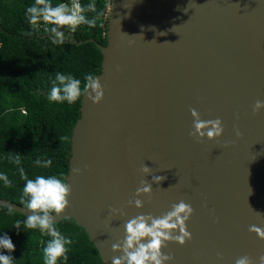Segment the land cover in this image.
I'll return each mask as SVG.
<instances>
[{"label": "water", "instance_id": "1", "mask_svg": "<svg viewBox=\"0 0 264 264\" xmlns=\"http://www.w3.org/2000/svg\"><path fill=\"white\" fill-rule=\"evenodd\" d=\"M105 34V45L70 41L99 48L105 97H81L65 176L71 206L56 222L74 219L112 264L124 223L183 200L194 209L192 239L168 243V264H235L242 256L258 264L264 239L249 227L264 228V109L253 112L264 101V0H112ZM192 109L221 119L223 135L193 138ZM152 175L165 179L152 183ZM142 180L153 193L139 197L143 208L129 206ZM0 205L30 214L7 199Z\"/></svg>", "mask_w": 264, "mask_h": 264}, {"label": "trees", "instance_id": "2", "mask_svg": "<svg viewBox=\"0 0 264 264\" xmlns=\"http://www.w3.org/2000/svg\"><path fill=\"white\" fill-rule=\"evenodd\" d=\"M53 4L67 0H52ZM34 0H0V173L11 181L5 187L0 181V198L20 204L25 181L19 169L29 178L55 174L65 178L70 158L71 129L80 116V100L72 104L47 99L51 82L57 72L72 75L82 84L87 74L101 72L102 54L94 42L72 43L92 38L106 44V1L89 0L81 4L95 5L87 12L96 19L95 27L81 26L75 33L62 29L64 43L54 44L46 27L30 25L26 8ZM66 138V139H64ZM20 154L21 163L13 162ZM37 159H50L49 168L36 165ZM23 206V205H22ZM26 216L0 205V236L7 234L15 251L7 253L15 264H43V248L48 234L25 230ZM19 222L20 229L14 227ZM63 235L72 240L68 260L61 264H103L99 253L83 227L72 218L56 222Z\"/></svg>", "mask_w": 264, "mask_h": 264}, {"label": "clouds", "instance_id": "3", "mask_svg": "<svg viewBox=\"0 0 264 264\" xmlns=\"http://www.w3.org/2000/svg\"><path fill=\"white\" fill-rule=\"evenodd\" d=\"M95 12V5L88 4L84 6L80 0H67L53 4L52 0H34V3L26 8V16L30 25H37L43 22L51 25L45 31L50 32L54 39L53 43H64V32L62 29L75 33L81 26H96V19L89 18L87 12ZM87 96L93 103L99 104L105 97V87L101 84L98 77L93 74H87L84 82L72 75H66L60 72L55 74L51 82V87L47 95L50 102L69 104L77 102L82 96ZM264 109V101L257 100L253 106V112L258 113ZM193 117V131L190 135L202 141L205 137L209 140H215L224 133L223 121L219 118L214 120H203L200 113L195 109L191 110ZM237 135L240 133L237 131ZM66 139V138H64ZM13 162L17 165L21 163L20 154H16ZM36 165L42 168H49L52 164L50 159L35 161ZM140 171L146 176L152 173V169L143 165ZM21 179L25 181L20 203L27 209L28 214L24 222L25 230H39L41 233H47L49 239L43 248V264H61V261L68 260L69 246L72 240L66 237L56 226V216H60L70 206L72 195V186L68 179L55 174L37 175L29 178L23 168L19 169ZM77 174L81 170L76 169ZM165 177L152 175V183H160ZM0 181H3L5 187L11 186V181L4 173H0ZM152 183L147 180L141 181V186L136 189L135 197L129 200V206L143 208L144 201L139 197L151 196L153 193ZM9 214L13 212V207L7 205ZM113 214L125 215L121 210L111 208ZM194 214L193 207L181 200L174 203L170 211L161 216L138 215L126 223L123 228L125 235L118 243L112 245L114 252L121 253L119 256H113L112 264H168L174 257L164 253L163 249L169 242H176L184 245L192 239V234L188 231L187 222ZM15 228L20 229L21 225L17 222ZM249 231L257 234L264 239V228L255 224L250 225ZM15 244L7 235L0 236V264H15L12 255H5L14 252ZM220 258H222V254ZM235 264H254L249 256H242L235 260ZM258 264H264V255L259 257Z\"/></svg>", "mask_w": 264, "mask_h": 264}, {"label": "built area", "instance_id": "4", "mask_svg": "<svg viewBox=\"0 0 264 264\" xmlns=\"http://www.w3.org/2000/svg\"><path fill=\"white\" fill-rule=\"evenodd\" d=\"M85 0H80V2L82 3ZM89 1V0H86ZM106 1V14L110 11V8L112 6V0H105ZM35 27H46V24H44L43 22L38 23L37 25H35Z\"/></svg>", "mask_w": 264, "mask_h": 264}]
</instances>
